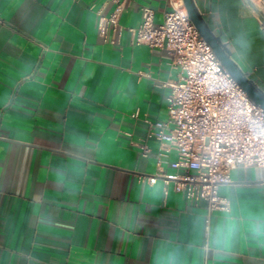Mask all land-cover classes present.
Returning a JSON list of instances; mask_svg holds the SVG:
<instances>
[{"label": "crops", "instance_id": "obj_1", "mask_svg": "<svg viewBox=\"0 0 264 264\" xmlns=\"http://www.w3.org/2000/svg\"><path fill=\"white\" fill-rule=\"evenodd\" d=\"M243 73L264 90V22L245 0H193ZM0 0V264H264V170L219 187L229 212L162 179L175 153L149 122L167 118L176 79L165 48L134 43L150 6L125 0ZM135 115V116H134ZM149 147L146 156L139 144Z\"/></svg>", "mask_w": 264, "mask_h": 264}, {"label": "built area", "instance_id": "obj_2", "mask_svg": "<svg viewBox=\"0 0 264 264\" xmlns=\"http://www.w3.org/2000/svg\"><path fill=\"white\" fill-rule=\"evenodd\" d=\"M113 10L98 11L99 33L117 30L125 0H113ZM264 12V0H251ZM163 21L154 22L150 6L141 9V21L132 28L134 43L149 48H165L176 79L167 87V118L149 122L147 136H153L175 153L164 172L160 160L149 183L162 179L164 186L183 194L192 203L204 201L205 223L213 211L229 212V199L219 187L231 181L238 166H258L264 170V108L253 102L221 65L211 46L189 19L183 0H167ZM135 116V115H134ZM146 156L149 147L138 145ZM264 183V179H262Z\"/></svg>", "mask_w": 264, "mask_h": 264}, {"label": "water", "instance_id": "obj_3", "mask_svg": "<svg viewBox=\"0 0 264 264\" xmlns=\"http://www.w3.org/2000/svg\"><path fill=\"white\" fill-rule=\"evenodd\" d=\"M250 8L264 22V12H262L251 0H245ZM187 15L200 36L211 46L213 52L219 59L221 65L230 73L233 79L245 91L248 97L264 108V90L260 89L255 82L249 79L240 69L237 63L231 58L230 51L226 44L221 41V38L214 34L211 28L207 25L201 14L198 12L193 0H183Z\"/></svg>", "mask_w": 264, "mask_h": 264}]
</instances>
